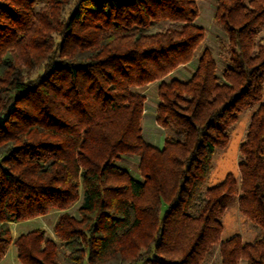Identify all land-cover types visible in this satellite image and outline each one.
<instances>
[{"label":"trees","instance_id":"1","mask_svg":"<svg viewBox=\"0 0 264 264\" xmlns=\"http://www.w3.org/2000/svg\"><path fill=\"white\" fill-rule=\"evenodd\" d=\"M197 15V0H0V258L12 243L22 264H264V0H215L220 68ZM156 80L160 148L140 123ZM249 110L237 175L206 186ZM232 202L259 228L248 241L221 237ZM52 209L54 237H12Z\"/></svg>","mask_w":264,"mask_h":264},{"label":"rangeland","instance_id":"2","mask_svg":"<svg viewBox=\"0 0 264 264\" xmlns=\"http://www.w3.org/2000/svg\"><path fill=\"white\" fill-rule=\"evenodd\" d=\"M197 5L201 12V19L195 21L200 23V25L205 28V37L201 42L199 49H201L204 45L209 46L212 50L214 58L218 62V67L220 68L215 38L217 35L221 34V31L212 23L210 17L215 6V0H197ZM261 34L264 36V28ZM251 112L252 110L240 113L238 120L231 126L227 145L225 147L216 148V151L212 157V167L208 180L205 184L206 186H211L217 182H220L229 172L237 175L236 167L239 160L238 146L239 143L244 139L246 125L249 121ZM124 164L129 168L131 174L138 175L134 159H126ZM80 199L81 190L79 191L78 199L73 202L67 208V210L75 214L80 203ZM61 211L62 210L52 209L43 215H37L21 221L9 222L8 225L10 233L12 237H16L22 232L39 227L43 228L46 234L54 237L52 230L53 223ZM222 226V238H226L231 234L238 233L244 241L250 240L259 229L254 227L251 223L244 221V218L239 212L235 202H232L227 206L222 216ZM219 260L220 258L218 254L215 253L206 264H217ZM0 264H22L16 257V248L12 243H9L6 247L5 253L0 258Z\"/></svg>","mask_w":264,"mask_h":264},{"label":"crops","instance_id":"3","mask_svg":"<svg viewBox=\"0 0 264 264\" xmlns=\"http://www.w3.org/2000/svg\"><path fill=\"white\" fill-rule=\"evenodd\" d=\"M213 11L210 16L211 20H212ZM198 19L199 20L201 19L200 9H198V15L195 20L197 21ZM198 24L200 25V23ZM216 28L218 27L216 26ZM194 67H195V59H192L187 63L178 65L174 70L168 73V75L163 77V79H167L170 76H175L181 79L189 78L193 72ZM160 80L150 82L145 86L141 87V92L144 94L145 99H144V108L140 120L141 133L143 139L147 143L158 148L162 147L164 142V129L155 120V110L157 103V84L159 83Z\"/></svg>","mask_w":264,"mask_h":264}]
</instances>
